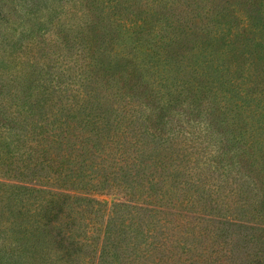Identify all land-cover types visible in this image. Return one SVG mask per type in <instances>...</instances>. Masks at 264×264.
Segmentation results:
<instances>
[{"label": "rangeland", "instance_id": "1", "mask_svg": "<svg viewBox=\"0 0 264 264\" xmlns=\"http://www.w3.org/2000/svg\"><path fill=\"white\" fill-rule=\"evenodd\" d=\"M86 25L87 34L96 36L97 32L104 39L118 38L114 40L116 52L114 49L112 53H116L115 61L121 60L119 55L126 50L125 54L134 61L150 57L175 64H158L156 81L161 76L178 79H161L157 86L165 91L183 86L184 82L195 87L193 98L190 92L187 94L192 112L204 109L223 118L226 133L221 137L227 139L228 133L232 138L244 131V125L255 129L252 154L247 159L238 158L240 149L228 143L223 158L230 165L191 170L195 175L192 183L203 176L204 182L219 184L225 191L217 205L210 200L203 208L190 205L196 214L189 218L198 215L207 231L196 234L194 240L189 237L193 242H186L183 248H173V257L167 262L159 258L160 253L154 258L157 249L151 250L150 246L166 240L183 241L180 233L188 232L189 219L175 229L171 214H165V210L148 208L133 218L125 212L123 218L113 222L121 229L116 228L110 236L112 248L103 259L107 207L119 196L99 193L102 198L98 202L92 188L102 181L98 172L92 173L98 156L88 158L78 155V151L64 155L53 148L57 141L52 143L48 138L47 127H52L49 122L53 118L51 110L38 106L44 89L42 80L63 77V85L70 82L67 73L76 71L74 60L79 50L73 49V42L67 38H74V32L85 30ZM64 32L69 35H60ZM66 36L68 42L63 40ZM78 57L86 60L83 54ZM237 112L244 122L234 121ZM155 113L157 122L158 112ZM36 121L52 151L43 164L39 161H44L45 150H38L25 135ZM103 154L101 157H108L105 151ZM250 157L260 159L258 163L263 167L249 166ZM237 160H241L242 167H236ZM210 170L229 173L219 175ZM254 174L258 183L264 179V0H0V264H112L119 245L127 250L135 248L142 259H151L149 264H215L214 257L208 254L219 241L223 242L217 233L230 224L252 220L242 210L247 204L250 209L255 205L250 199L255 189L252 181L244 184L239 180ZM233 181L238 183L236 190L241 195L229 193ZM171 186L161 182L155 187L159 193H166ZM174 191L176 205L182 194L177 188ZM67 196L70 209L65 217L69 226L64 230L58 218L48 221L42 207ZM235 196L242 199L238 210L242 215L226 219L219 206L235 210ZM254 231L264 236V218ZM230 232L234 233L228 238L230 243L237 241L235 258L220 260L219 264H258L255 256L260 258L259 264H264V248H243L253 233L251 229L235 225ZM216 236L218 242L214 245ZM187 248L189 253L185 254Z\"/></svg>", "mask_w": 264, "mask_h": 264}, {"label": "trees", "instance_id": "2", "mask_svg": "<svg viewBox=\"0 0 264 264\" xmlns=\"http://www.w3.org/2000/svg\"><path fill=\"white\" fill-rule=\"evenodd\" d=\"M87 27L88 25L85 26V30L77 29L74 32V38H78V42L74 38H67L69 34L66 32L60 34L67 35L64 41L69 39L73 42L72 48L79 50L78 56L83 54L86 57L85 60L77 56L74 60L76 71L67 73L70 82L63 85L65 79L63 77H49L47 82L42 80L44 89L41 90L42 99L38 106L41 110H51L53 118V121L49 122L52 127H47L48 138L52 143L57 141L58 145H54L53 148L64 152V155L70 156L74 151H78V155H85L88 158L98 156L99 160L95 162L92 173L98 172L102 181L98 185L96 183L94 186L91 185L94 188L93 195L98 202H100L99 198H102L99 197V193L104 196L108 193L119 196L107 207L109 219L103 230L106 241L102 248V253L105 255L101 254L103 259L107 257L106 255L112 248L110 236L116 228L121 229L118 223L113 222L123 218L125 212L133 218L136 214L140 215L147 211L148 208L165 210V214H171V224L175 229L181 226L182 221L189 219L188 232L180 233L183 235V241L180 239H174L171 242L166 240L150 246L151 250L152 248L157 249L153 254L154 258L157 253H160L159 258H164L167 262L170 257H173L175 252L173 248H183L187 245L186 242H193L196 234L202 235L204 230L207 231L198 215L189 218V215L196 214L192 212L190 205L197 204L199 208H203L207 200L217 205L219 204L217 199L225 191V188L221 190L219 184L213 186L204 182L203 176L198 178L197 182L192 183L190 180L194 179L195 175L191 173V170L193 167L225 168L230 165L223 158L228 151V143L236 144L240 149L237 153L238 158L246 157L247 159L255 142V138L253 140L255 129L253 126L244 125V131L235 133L232 138L228 133L227 139L221 137L220 135L226 133L223 118L213 116L211 111L204 109L192 112L190 98L196 95V90H193L195 87L191 88L184 82L183 86L165 91L164 87L157 86L161 79L173 81L178 79L161 76L156 81L155 77L159 76L157 75L158 64L166 63L165 66L171 64V67L175 64L171 61L163 62L150 57L134 61L135 59L125 54L126 50L121 51L122 54L119 55L121 60L115 61L113 57L116 53H112H114L115 41L118 38L104 39L97 32H94L96 36H92L90 33L87 34ZM71 75H74L73 79ZM189 92L191 93L190 98L187 96ZM167 111H173L172 115H169ZM155 112H158L157 122L154 121L155 114H157ZM237 114L238 117H234V121L244 122L240 120L238 112ZM37 123L38 121L31 125L25 135L33 140L35 143L33 146L38 150H45V153L43 151L44 161H39L43 164L47 162L45 157L52 151L42 133L38 131ZM234 126L238 127V123H234ZM102 151L107 153V158L101 157L104 156V154L101 155ZM250 160L249 166L254 167V164H259L260 159L250 157ZM240 162L241 160L236 161V167H242ZM61 166H63L62 162ZM210 172L219 175L223 172H226V175L229 173L226 170H210ZM253 172H255L254 168ZM263 180L258 183L255 174L251 177L246 175L240 178L239 181L244 184L245 182L250 184L252 181L251 186L255 189V193L250 194V199L255 205L250 209L246 208V206L251 207L247 204L242 210L243 213L250 215L252 220L245 221L244 219L241 223L235 224L236 226L246 227L252 232L257 229V225L261 227L264 218ZM161 182L172 185L166 193H159L158 187H155ZM233 182L234 184L229 188L231 195L240 193L236 190L238 183ZM174 188L181 190L182 194V200L176 205L173 201ZM199 194H201L200 197H198ZM67 198L68 196L62 198L60 202H50L42 207L43 214H47L48 221L51 222L58 218L57 223L60 224V229L64 230L69 226L68 218L65 217L66 210L70 209ZM235 199V210L230 209V206L227 208L219 206L220 212L221 209L224 210L221 213L226 219L234 214L236 217L242 215L238 211L242 207V199L236 196ZM116 214L117 218H115ZM192 218L194 220H190ZM216 218L221 220L218 215ZM235 225L230 224L217 233V236L223 238V242H218L216 236L214 245L218 242L217 245L221 247L214 246L208 254L214 257L215 264H219L220 260L235 258L234 250L237 241L230 243L228 240L234 234L230 232V229ZM248 247L254 248L253 251L263 249L264 236H259L254 231L243 243V248ZM193 250L195 251V248ZM185 252L188 254L189 249H185ZM114 253L115 258L112 264H149L147 261L151 260L142 259L135 248L127 250L124 245H119ZM254 260L260 263L258 256H255Z\"/></svg>", "mask_w": 264, "mask_h": 264}]
</instances>
